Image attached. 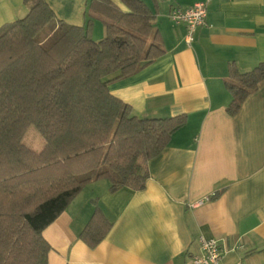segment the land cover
Listing matches in <instances>:
<instances>
[{"label": "crops", "instance_id": "obj_1", "mask_svg": "<svg viewBox=\"0 0 264 264\" xmlns=\"http://www.w3.org/2000/svg\"><path fill=\"white\" fill-rule=\"evenodd\" d=\"M24 1L0 0V27L28 15ZM90 1L46 0L60 21L78 27L87 24ZM142 1L166 55L111 83L110 93L138 118L188 121L149 161L144 190L111 192L108 180L86 186L43 232L48 264H191L202 238L221 242V264H264V83L236 116L228 114L226 87L231 67L247 73L264 63V0ZM200 2L207 4V24L188 44L187 27L170 14ZM105 36L95 20L93 39ZM94 201L112 228L90 248L80 235Z\"/></svg>", "mask_w": 264, "mask_h": 264}, {"label": "trees", "instance_id": "obj_2", "mask_svg": "<svg viewBox=\"0 0 264 264\" xmlns=\"http://www.w3.org/2000/svg\"><path fill=\"white\" fill-rule=\"evenodd\" d=\"M118 1V2H117ZM91 0L86 26L60 21L46 0H25L28 15L0 27V264H48L43 236L89 184L111 192L142 191L148 163L170 144L188 117L138 118L114 97L113 82L166 55L155 16L142 0ZM106 28L92 37L94 21ZM264 83V63L230 68L227 111L236 116ZM31 127L45 141L25 143ZM95 212L80 235L95 248L112 223Z\"/></svg>", "mask_w": 264, "mask_h": 264}, {"label": "built area", "instance_id": "obj_3", "mask_svg": "<svg viewBox=\"0 0 264 264\" xmlns=\"http://www.w3.org/2000/svg\"><path fill=\"white\" fill-rule=\"evenodd\" d=\"M207 13V4L200 2L187 9L174 8L170 18L175 24H184L187 27V43L191 44L195 31L207 24ZM202 203L203 201H200L198 204H194L193 207ZM201 250V254L195 256L191 264H221L224 251L219 240L202 238Z\"/></svg>", "mask_w": 264, "mask_h": 264}, {"label": "rangeland", "instance_id": "obj_4", "mask_svg": "<svg viewBox=\"0 0 264 264\" xmlns=\"http://www.w3.org/2000/svg\"><path fill=\"white\" fill-rule=\"evenodd\" d=\"M117 1V0H116ZM118 2V1H117ZM97 36H95L96 38ZM101 39V38H96ZM25 143L33 150L39 152L40 150H43L45 146V141L41 137V135L38 133L35 127H31L30 130L27 132V135L25 137Z\"/></svg>", "mask_w": 264, "mask_h": 264}]
</instances>
